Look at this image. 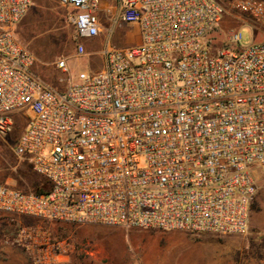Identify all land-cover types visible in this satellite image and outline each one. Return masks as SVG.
Returning <instances> with one entry per match:
<instances>
[{"label":"built area","instance_id":"built-area-1","mask_svg":"<svg viewBox=\"0 0 264 264\" xmlns=\"http://www.w3.org/2000/svg\"><path fill=\"white\" fill-rule=\"evenodd\" d=\"M78 54L102 29L103 63L54 87L33 71L16 36L32 0H0V138L25 112L14 154L47 180V193L0 183V213L218 235L245 234L264 186V39L208 49L224 14L264 32V0H114L113 26L136 25L137 43L111 44L102 0H60ZM241 34L228 33L239 44ZM55 67L68 71L64 59ZM59 81L64 82V77ZM29 264H65L73 243L38 225L9 240Z\"/></svg>","mask_w":264,"mask_h":264},{"label":"rangeland","instance_id":"rangeland-1","mask_svg":"<svg viewBox=\"0 0 264 264\" xmlns=\"http://www.w3.org/2000/svg\"><path fill=\"white\" fill-rule=\"evenodd\" d=\"M32 1V17L28 18L19 39L35 55L33 71L39 79L59 88L76 81L81 71L92 72L101 68L103 44L97 37L83 38L84 53H77L74 30L67 22L68 9L60 0ZM220 1L226 4L230 0ZM102 6H112L111 10H103L99 14L105 29L113 28L111 44L125 47L137 43L136 26L128 23L113 26L114 0H102ZM230 31L241 34L239 44L228 40ZM206 38L209 51L214 53L224 47L241 49L261 42L264 32L248 17L224 14L218 27ZM58 59L65 60L66 73L55 67ZM60 77L65 81H59ZM26 119L25 112L14 113L11 131L0 138V183L23 190L29 189L32 176H38L27 160L18 158L13 152ZM20 225H38L48 230L53 238H68L73 243V250L65 264H264V249L261 247V239L264 238V186L259 188L252 202L245 234L218 235L100 223L73 224L0 213V264H29L24 249L9 241Z\"/></svg>","mask_w":264,"mask_h":264},{"label":"trees","instance_id":"trees-1","mask_svg":"<svg viewBox=\"0 0 264 264\" xmlns=\"http://www.w3.org/2000/svg\"><path fill=\"white\" fill-rule=\"evenodd\" d=\"M35 174H37V173H35ZM17 189H19V188H17ZM49 189H50V185L47 182V180L44 179L43 177H41L40 175H38L37 177L36 176H32L30 178V186H29V189H25V190L19 189V190H22V191H32L34 193L41 194V193H47L49 191ZM251 206H252V204H251ZM261 245H262L261 246L262 249H264V238L261 239Z\"/></svg>","mask_w":264,"mask_h":264},{"label":"crops","instance_id":"crops-1","mask_svg":"<svg viewBox=\"0 0 264 264\" xmlns=\"http://www.w3.org/2000/svg\"><path fill=\"white\" fill-rule=\"evenodd\" d=\"M32 4H33V1L31 3V6H32ZM31 6H30V8H31ZM30 8L28 9V11L26 12V14L23 16V18L17 24V27H16V36H17V38H18L19 41H20V39H19L20 33L23 32V30L25 29V27L28 24V18L30 19L32 17V12H31V9ZM133 26H136V25H133ZM96 37H97V40H99L102 44H104V42L107 39V35L104 32V29H102L101 32ZM48 84L51 85V86H56V84H54V83H48ZM64 85H66V84H63L61 86H64ZM57 87H58V85H57Z\"/></svg>","mask_w":264,"mask_h":264}]
</instances>
